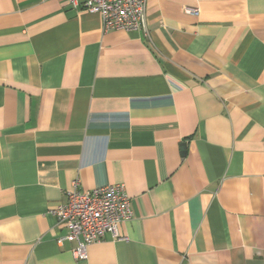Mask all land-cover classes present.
Masks as SVG:
<instances>
[{
    "label": "crops",
    "instance_id": "crops-1",
    "mask_svg": "<svg viewBox=\"0 0 264 264\" xmlns=\"http://www.w3.org/2000/svg\"><path fill=\"white\" fill-rule=\"evenodd\" d=\"M76 178L132 208L86 260L49 213ZM0 264H264V0H147L108 31L0 0Z\"/></svg>",
    "mask_w": 264,
    "mask_h": 264
},
{
    "label": "built area",
    "instance_id": "built-area-1",
    "mask_svg": "<svg viewBox=\"0 0 264 264\" xmlns=\"http://www.w3.org/2000/svg\"><path fill=\"white\" fill-rule=\"evenodd\" d=\"M73 7L100 15L103 31L112 29L145 30L147 0H67ZM185 11L197 13L196 7L186 6ZM64 201L49 209L65 233L57 242L73 243L72 254L86 260L88 246L106 236L125 239L119 230L123 221L132 217L131 202L123 183H109L84 190L79 179L72 181L64 191Z\"/></svg>",
    "mask_w": 264,
    "mask_h": 264
},
{
    "label": "water",
    "instance_id": "water-1",
    "mask_svg": "<svg viewBox=\"0 0 264 264\" xmlns=\"http://www.w3.org/2000/svg\"><path fill=\"white\" fill-rule=\"evenodd\" d=\"M181 147L184 149L185 148V143H182L181 144Z\"/></svg>",
    "mask_w": 264,
    "mask_h": 264
}]
</instances>
